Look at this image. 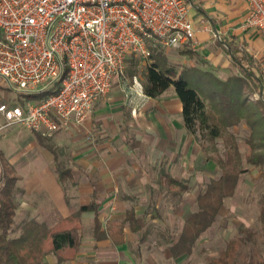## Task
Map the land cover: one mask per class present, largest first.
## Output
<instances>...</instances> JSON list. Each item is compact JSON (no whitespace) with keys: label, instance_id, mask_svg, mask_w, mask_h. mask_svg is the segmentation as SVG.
Instances as JSON below:
<instances>
[{"label":"crops","instance_id":"crops-1","mask_svg":"<svg viewBox=\"0 0 264 264\" xmlns=\"http://www.w3.org/2000/svg\"><path fill=\"white\" fill-rule=\"evenodd\" d=\"M187 2L189 16L195 27L196 35L193 49L189 46L180 49L207 53V59H209L207 67L216 72H229L231 75L233 74V77H245L249 73V77L246 78L249 85L254 88L251 95L264 100V37L255 31L242 28L248 12L247 3L244 0H187ZM228 44H231L236 50L235 53L241 59V65L231 57ZM243 56H246L248 61H245ZM210 72L213 71L210 70ZM258 83L259 88L257 89ZM123 93L124 95L121 96L125 98V102L120 101L122 104L119 107H110L120 98L111 91L107 98L94 103L91 112L92 121L88 118L82 127L89 130L97 127L98 136L94 143H89L86 146L75 144L78 139L74 138V133L82 132V128L76 125L66 131L60 130L48 135L28 131L22 126H11L2 132L0 135V177L2 178L7 169H10L12 175L18 179L15 194L18 206L17 215L20 214V211L26 212L21 221L34 219L51 228L74 213L80 205L88 204L93 194H96V202L99 205L97 220L102 223L103 227L106 220H120L123 218L124 212L132 208L139 216L144 210H147L146 206L141 210L136 204L138 198L148 195L150 202V195L155 190L153 183L148 180L152 178L153 173H156L158 178L162 174L170 175L174 164L173 156L177 145L176 137L173 134L180 128L185 139L188 133L184 127L178 98H174L178 108L173 112L166 106V102H160L161 106H159L158 100L162 95L155 99L144 95L146 103L156 101L158 104L152 113L144 112L143 108H139L138 102H142L141 98H135L134 103L129 104L128 93ZM133 109H135V113L132 111ZM177 118H179V122ZM146 119H149L148 123H146ZM0 121H2L1 118ZM116 127L117 129L123 127L124 133L130 130L137 134L142 129L153 131L158 140V153H162V149L166 150L161 154L166 156L162 165L166 171L163 170V167H158L155 164L158 162L155 159L150 161L149 173L146 172V165L142 159L131 157L129 160L126 158L119 160V158H115L112 147L114 146L113 142L119 137L117 134L119 130ZM105 132H112L110 135L114 136L110 141L113 142H100V138L110 137L104 134ZM66 142L69 143L66 144ZM138 143L140 145L136 147L135 145ZM162 145L163 148L160 149ZM117 146L129 149L131 152L139 149L142 146V141L140 138L137 140L133 138L126 143L122 141ZM120 148L118 147L117 153ZM103 154H105L104 157L98 159ZM118 163H122L119 172L115 171ZM142 163L143 165H140ZM59 167L69 171L64 178L68 180L69 186L77 198L74 197L73 200L67 198L65 190L59 182L57 173ZM81 176L86 182L77 181V178ZM81 196H86L89 200L79 201L78 197ZM126 206H128L127 209H125ZM116 209L123 212L122 218L118 219V216L114 217V212L111 213ZM84 219L87 222L84 223ZM81 223L82 226L86 224L90 227L94 241L95 252L93 253H98L102 245L111 246L107 240L96 241L93 233L95 220L92 213L84 214ZM126 230H124L125 240ZM91 255L94 256V254ZM121 256L122 254H120ZM97 264H126V262L101 260Z\"/></svg>","mask_w":264,"mask_h":264},{"label":"built area","instance_id":"built-area-1","mask_svg":"<svg viewBox=\"0 0 264 264\" xmlns=\"http://www.w3.org/2000/svg\"><path fill=\"white\" fill-rule=\"evenodd\" d=\"M242 28L264 37V0H244ZM186 0H0V79L22 95L54 93L22 106L0 104V135L11 126L51 134L82 125L95 102L125 77L148 44L194 48ZM129 104L144 97L135 80ZM135 113V109L132 110Z\"/></svg>","mask_w":264,"mask_h":264},{"label":"trees","instance_id":"trees-1","mask_svg":"<svg viewBox=\"0 0 264 264\" xmlns=\"http://www.w3.org/2000/svg\"><path fill=\"white\" fill-rule=\"evenodd\" d=\"M148 48L150 53L141 85L144 95L155 99L173 87L181 104V115L187 133L192 137L198 134L203 143L207 142L214 148L217 141L221 140L224 147L222 155L213 159L220 171L219 177L211 179L198 192L195 197V209L183 212L178 235L174 236L165 231L158 234L163 241L160 244L163 253L175 262L189 257L202 235L214 225L225 200L233 196L240 175L246 171L242 168L243 163L258 169L264 166V100H249L247 93L243 91L249 83L246 78L249 73L245 77L221 80L212 72L194 69L193 73L199 77L200 89L207 88L208 91L205 96H201L184 78V71L178 72L168 64L162 48L152 47L150 44ZM228 48L233 60L241 65L236 50L231 44H228ZM140 58L131 54L125 61V70L129 69L131 79L136 76L135 69ZM242 58L248 61L246 56ZM53 93L50 89L23 97L25 102H37ZM252 103H260V106L252 107ZM236 127L243 128V133H235ZM243 144L247 147L244 154L241 152ZM201 151H206L202 144ZM68 172L58 168L61 185ZM158 179L163 180L168 187L167 191L178 199H181L184 193L192 191L183 181L170 175L162 174ZM16 182L17 179L12 176L10 169L0 179V264H43V260L49 255H54L59 263L73 261L81 247V218L86 213H92L94 216L93 233L96 241L107 240L112 246L119 247L126 244L125 229L132 235H139L138 256L140 243L150 234L147 228L149 208L140 216L133 208L127 210L122 219L106 220L103 227L97 220L99 205L96 202V194H93L88 204L80 205L74 213L51 228L34 219L16 224ZM152 192L151 210L159 216L157 207L153 204L155 192ZM152 216L150 217L154 219L155 216ZM259 224L264 229V202L260 204ZM257 236L256 231L238 228L236 235L226 242L224 248L204 264H264V261L252 252L241 254L243 248L247 250L255 243Z\"/></svg>","mask_w":264,"mask_h":264},{"label":"rangeland","instance_id":"rangeland-1","mask_svg":"<svg viewBox=\"0 0 264 264\" xmlns=\"http://www.w3.org/2000/svg\"><path fill=\"white\" fill-rule=\"evenodd\" d=\"M162 50L166 56V61L168 62V64L177 69L178 72L184 71V78L190 83V86L193 89L199 91V94L201 96H205L208 91L207 88L200 89L201 87L198 84L199 77L195 73H193L194 69H204V71L209 72L211 70L213 71L212 73L219 77L221 80H228L229 78L233 77V74L231 75V73L229 72L221 73L209 69L207 67L209 63V59H207V53L202 54L195 51L192 52L191 50L187 51L186 49L176 50L162 48ZM146 64L147 60L140 58L139 64L135 69L136 76H133V79H131L129 76L128 68H126L125 70V77L123 79H118L117 76L114 77L113 85L110 91L120 98L118 99V102L112 104V106L110 107L116 108V106H121L122 101L125 102V98H123L121 95H124L123 92L129 91V88L133 86L135 80L140 85L143 84V73ZM253 90L254 88L251 87L249 83H247V86L244 87L243 91L247 93L249 100L260 99L257 96L251 95V92H253ZM105 98H107V96ZM174 98H177V96L173 87H170L162 94L161 98L158 100V103L166 102V106L174 112L178 108L177 102L174 101ZM23 99L24 97L22 94L10 89L4 83V81L0 79V104H6L8 106H22L25 104V101ZM141 99L142 102H138L139 108H143L142 110H144V112L154 113L156 106H158L157 102L154 101L153 103H146V99L144 97H141ZM159 106H161V103L159 104ZM251 106L259 107L260 103H252ZM144 116L143 118L146 117ZM88 118L90 121H92L91 113L83 121L82 125L79 126L80 128H82V132L74 133V138L78 139V142L75 144L86 146L89 143H94V140H96V137L98 136L97 127H94L92 130L82 127L88 120ZM177 120L179 122V118H177ZM148 122L149 119H146V123ZM146 125L145 127H148ZM122 128L123 127L117 129L116 127V129L119 130V132H117L119 137L118 140L116 139L114 142L110 141L114 136L110 135L112 132L104 133L110 136L109 138L102 137L99 139L101 143L109 141L113 142L114 146L112 147V152L114 153L115 158L117 157L119 158V160H122L124 158L129 160V158L131 159V157L142 159L144 165H146V172L149 173V170L151 168L150 161L151 159H155L158 161L155 164L158 165V167H163V170L166 171V168L162 166L166 156L161 155L165 153L166 150L164 151V149H162V145L160 149H162L163 152L158 153V140L156 139L157 137L155 136V133L153 131H150V129H142V131L138 132L137 134L136 132H131L130 130L124 133ZM243 130L244 129L241 127H236L234 129V132L241 134L243 133ZM173 135H175L176 137L177 146L176 151L174 152V156L172 154L174 158V164L170 170V175L179 181H183L187 186L192 188V191L184 193L182 195V198L178 199L177 197L172 196V193L167 191L168 187L166 183H164L163 180L158 179L159 176L156 173L152 174V178L148 181H151V183H153L154 185L155 193L153 194V204L157 207L159 216H157L156 213L151 210L152 207L150 206V202L148 201V195L146 197L140 196L138 198L136 204H138L141 210L145 208V206L147 209H150V214L147 221V228L150 234L145 241L140 243L141 245L139 256L137 255L139 235H132L128 233V229L126 230L127 236L126 244L124 246L114 247L110 243L111 246L102 245L103 247H100L98 253H93L95 251L94 241L92 240L91 236L92 232L90 231V227L84 224L82 226L81 233V247L76 259L69 262L59 263L54 255H49L43 260V264H97V262L101 260L113 262H118V260H121L125 261L126 264H204L206 260L216 256L217 253L224 248L226 242L236 235L237 229L240 227L256 231L258 235L255 243L247 250L243 248L241 254L244 255L246 252H252L258 259L264 261V229H262L259 224L260 204L261 202H264V166H262L261 169H258L246 163H243L242 165V168H244L246 171H244L240 175L233 196L225 200L223 209L220 215H218L216 222L205 234L202 235V237L194 247L192 254L187 258L183 257L174 262L173 260L167 258V256L163 253L164 250L160 246L163 241L158 236V234L165 231L174 234V236L176 234L178 235L182 224L183 212L187 209H195V197L198 192L202 188H204L211 179H217L219 177L220 171L217 169L218 167L213 159L217 156L222 155V151L224 149L221 140L217 141V144L214 148L212 147L213 145L207 142L203 143L200 140L198 134H196L195 137L187 134V137L184 139L183 132L180 128L176 130L175 134ZM133 138H135L136 140L137 138L141 139L142 146L139 149L130 152L129 149L127 150L124 148H120V146H117V144H120L122 141L126 143L128 140H131ZM68 143L69 142H66V144ZM201 144L205 146V152L201 151ZM138 145H140V143L136 144L135 146L137 147ZM118 147L120 148L119 153H117ZM246 150L247 147L243 144V146L241 147L242 154H244ZM104 155L105 154L100 155L98 159L103 158ZM143 163L140 165H143ZM121 164L122 163H118L116 165L118 167L115 169V171L119 172L121 170ZM14 177L16 178L15 175ZM77 181L86 182V180H84L82 176L77 178ZM61 186L65 190L67 198L69 200H73L75 197V193L72 192V188L71 186H69L68 180L64 178ZM1 187L2 184L0 183V188ZM78 199L79 201L89 200L86 196L78 197ZM127 208L128 206L125 207V209ZM113 212L114 217L118 216V219L120 217L122 218V211H118V209H116L111 213ZM17 213L18 209L16 215ZM19 213L20 214L15 218L16 224H19L26 215L25 211H20ZM152 215L155 216L154 219H152ZM83 222L85 223L87 222V220L84 219ZM91 254H94V256H92ZM120 254H122L121 257ZM123 256H125L126 258H124Z\"/></svg>","mask_w":264,"mask_h":264}]
</instances>
